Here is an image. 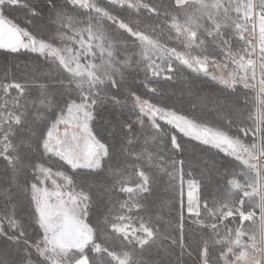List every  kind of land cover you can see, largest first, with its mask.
Instances as JSON below:
<instances>
[{"label":"snow or ice","instance_id":"6c2138e0","mask_svg":"<svg viewBox=\"0 0 264 264\" xmlns=\"http://www.w3.org/2000/svg\"><path fill=\"white\" fill-rule=\"evenodd\" d=\"M0 264H264V0H0Z\"/></svg>","mask_w":264,"mask_h":264}]
</instances>
